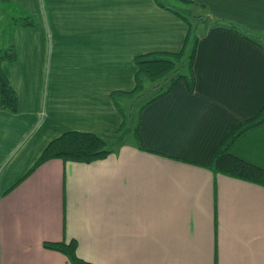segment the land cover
<instances>
[{
  "label": "crops",
  "instance_id": "1",
  "mask_svg": "<svg viewBox=\"0 0 264 264\" xmlns=\"http://www.w3.org/2000/svg\"><path fill=\"white\" fill-rule=\"evenodd\" d=\"M159 1L11 0L8 16L26 10L38 26L11 29L16 59L2 62L19 104L0 108V264H73L44 246L72 239L95 264H264V184L209 166L264 108V0L187 1L258 40L203 28L194 87L181 79L144 106L142 146L133 135L103 158L29 172L65 131L116 133L112 92L134 89L137 55L182 50L189 20ZM230 152L264 168V121Z\"/></svg>",
  "mask_w": 264,
  "mask_h": 264
},
{
  "label": "trees",
  "instance_id": "2",
  "mask_svg": "<svg viewBox=\"0 0 264 264\" xmlns=\"http://www.w3.org/2000/svg\"><path fill=\"white\" fill-rule=\"evenodd\" d=\"M187 2L188 0H182ZM159 4L165 6L162 1ZM10 34L11 29L16 26L37 27L38 20L33 13L24 11L19 16H10L9 18ZM213 24L230 25L236 31L243 34L245 37L253 40L258 38L249 31L241 28L239 25H233L227 22L215 21ZM189 33L187 35L184 47L179 52H152L137 55L135 63L137 65L136 85L131 91L116 90L112 92V98L116 100V105L120 109L123 116L122 126L127 121V116L117 102L118 95H132L143 90L144 80H158L160 78H170L169 84L159 94L155 95L148 102L142 105L141 111L148 103L159 98L165 93L172 90L175 84L185 79L188 86L192 89L195 85V76L193 71L197 44L201 37L195 32L189 22ZM16 59L15 43L11 40L9 49L0 50V108L7 109L13 112L18 110L19 97L18 93L11 84L8 76L2 68L4 60L14 61ZM181 65V66H179ZM180 67H187V72H180ZM182 70V68H181ZM179 72V73H178ZM264 121V108L260 113L252 118H249L238 125L221 143L216 150L209 166L215 173H224L244 180L264 184V168L254 165L244 159H241L230 152L233 142L247 129ZM118 128L120 130L122 128ZM116 131V129H115ZM139 129L136 130V139L138 140ZM138 143L142 146L140 140ZM109 141L106 136L93 131L68 130L63 132L58 137L51 140L44 148L40 157L37 159L29 172L43 162L52 158H61L64 161H83L88 162L103 158L112 152V148L108 147ZM44 246L51 249H56L64 252L73 264H95L77 254V242L75 239L70 241H46Z\"/></svg>",
  "mask_w": 264,
  "mask_h": 264
},
{
  "label": "rangeland",
  "instance_id": "3",
  "mask_svg": "<svg viewBox=\"0 0 264 264\" xmlns=\"http://www.w3.org/2000/svg\"><path fill=\"white\" fill-rule=\"evenodd\" d=\"M164 2L173 3L178 9L183 10L189 22L191 23L192 28L196 29L195 32L197 34H201L203 28L208 27L209 25L213 24V22H215V20L210 15H208L205 10L195 8L192 6V4L187 2L180 0H164ZM15 7L16 6L11 2V0H0V50H5L7 48L9 49L11 34L9 25L10 16L8 15L10 12L16 14L17 11L14 9ZM178 71L187 72L188 68L180 67ZM170 80V78L144 80V87L142 91L136 92L132 95H118L117 101L122 106L123 111L127 116V121L125 125H120V127L122 126L120 130H118L120 127L116 128V133L110 132L109 134L105 135L109 141L108 147L116 146V148H118V146H120L123 142H126L129 138H132L133 135L136 138V130L138 129L139 125L142 105L165 89Z\"/></svg>",
  "mask_w": 264,
  "mask_h": 264
}]
</instances>
